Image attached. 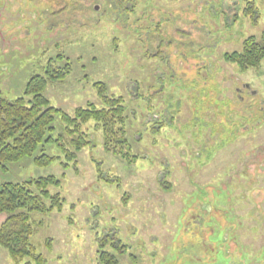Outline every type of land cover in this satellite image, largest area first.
<instances>
[{"label": "rangeland", "instance_id": "rangeland-1", "mask_svg": "<svg viewBox=\"0 0 264 264\" xmlns=\"http://www.w3.org/2000/svg\"><path fill=\"white\" fill-rule=\"evenodd\" d=\"M263 32L264 0H0L1 97H22L50 62L69 64L48 84L50 106L102 109L104 84L124 99L138 158L106 152L91 121L77 165L48 144L60 158L50 166L37 152L0 170V185L60 180L48 190L62 212L28 213L46 264H101V252L120 264H264V61L242 73L223 59ZM0 264L36 262L0 248Z\"/></svg>", "mask_w": 264, "mask_h": 264}, {"label": "trees", "instance_id": "trees-1", "mask_svg": "<svg viewBox=\"0 0 264 264\" xmlns=\"http://www.w3.org/2000/svg\"><path fill=\"white\" fill-rule=\"evenodd\" d=\"M248 11L255 16L251 6ZM63 59L64 56H59ZM223 59L235 65L240 72L260 69L264 61V32L261 40L250 37L243 43L242 51L226 53ZM71 72V67H55L52 62L45 68L44 75H35L29 80L22 97L13 101L5 100L0 95V170L8 171V164L33 157L39 167L50 166L59 157L45 154L48 144H56L63 153L66 163L77 165L78 154L92 145L91 136L84 126L96 122V129L103 133V145L106 152L115 155L128 164L137 162L132 154L127 139V116L124 99L108 95L107 87L102 83L95 86L104 108L98 109L93 104L78 108L71 116L64 111L53 108L45 96L50 82L64 81ZM62 123V132L54 135L56 119ZM60 180L55 176L41 177L24 183H5L0 185V214H8L0 227V248L6 250L11 258L19 263L33 259L36 264H46V259L37 253L32 244L35 230L30 222L29 212L57 210L62 212L64 200L60 194L51 195L49 188L59 186ZM31 187H36L35 194ZM43 199H49L51 205L45 206ZM120 251L124 246L118 247ZM101 264H120L115 255L101 252Z\"/></svg>", "mask_w": 264, "mask_h": 264}, {"label": "flooded vegetation", "instance_id": "flooded-vegetation-1", "mask_svg": "<svg viewBox=\"0 0 264 264\" xmlns=\"http://www.w3.org/2000/svg\"><path fill=\"white\" fill-rule=\"evenodd\" d=\"M248 88V87H247ZM242 91V90H241Z\"/></svg>", "mask_w": 264, "mask_h": 264}]
</instances>
